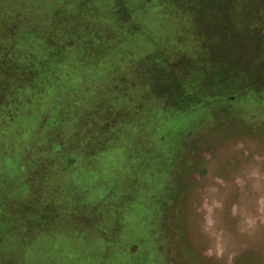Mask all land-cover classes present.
<instances>
[{
  "label": "rangeland",
  "instance_id": "rangeland-1",
  "mask_svg": "<svg viewBox=\"0 0 264 264\" xmlns=\"http://www.w3.org/2000/svg\"><path fill=\"white\" fill-rule=\"evenodd\" d=\"M6 57L0 264H264V0H0Z\"/></svg>",
  "mask_w": 264,
  "mask_h": 264
},
{
  "label": "trees",
  "instance_id": "trees-1",
  "mask_svg": "<svg viewBox=\"0 0 264 264\" xmlns=\"http://www.w3.org/2000/svg\"><path fill=\"white\" fill-rule=\"evenodd\" d=\"M4 59L8 61V63L6 64L7 67L0 66V128L13 130L16 129L14 122L17 120V116L23 111L21 105H25L28 100L35 98L37 83L41 79L43 71L38 68L33 73L30 66H26V71H23L21 77L19 71L23 70L20 67H24V65H18L9 57ZM16 73H18V75H16ZM66 103V101L62 100L60 111L58 112V115L62 118L64 116L62 110ZM39 119L44 120V118ZM54 131H56V129L51 130L52 133ZM74 200L75 201L70 202L73 210H75V202L76 204L78 203L76 199ZM241 263L254 264L251 259L247 257L244 258Z\"/></svg>",
  "mask_w": 264,
  "mask_h": 264
}]
</instances>
